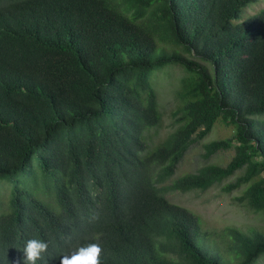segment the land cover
<instances>
[{
  "label": "trees",
  "instance_id": "16d2710c",
  "mask_svg": "<svg viewBox=\"0 0 264 264\" xmlns=\"http://www.w3.org/2000/svg\"><path fill=\"white\" fill-rule=\"evenodd\" d=\"M264 0H0V264L32 238L48 264L99 243L102 264H256L264 231L212 234L171 192L223 185L264 219ZM185 71L176 128L162 121L154 73ZM204 159L175 177L187 152ZM33 184V186H32ZM36 264H42L38 260Z\"/></svg>",
  "mask_w": 264,
  "mask_h": 264
},
{
  "label": "rangeland",
  "instance_id": "374dc122",
  "mask_svg": "<svg viewBox=\"0 0 264 264\" xmlns=\"http://www.w3.org/2000/svg\"><path fill=\"white\" fill-rule=\"evenodd\" d=\"M261 8H264L263 3L253 5L249 7L248 13L254 14ZM184 75L183 67L175 64H169L154 73L153 85L159 95L162 121L158 127L147 134L150 137L149 143L151 146L157 145L176 128L175 118L173 117V113L179 105L176 92L180 88L181 79ZM232 135L233 133L228 128L216 127L204 140L191 147L180 163L175 177L195 172L206 163L226 166L235 154L234 149L220 152L209 160H205L203 144L228 138ZM237 175L225 181L223 185L233 182ZM223 185H215L205 192H171L168 194V198L173 203L190 209L199 218L201 227L212 234L221 233L223 229L230 226L246 232L251 229L264 231V219L248 209L240 207L234 200L239 192L225 193L222 190ZM10 192L11 186L7 182L0 181V197L3 206L7 204ZM256 264H264V257Z\"/></svg>",
  "mask_w": 264,
  "mask_h": 264
},
{
  "label": "clouds",
  "instance_id": "9594fccd",
  "mask_svg": "<svg viewBox=\"0 0 264 264\" xmlns=\"http://www.w3.org/2000/svg\"><path fill=\"white\" fill-rule=\"evenodd\" d=\"M48 247L49 242L46 240L36 238L27 240L23 249V264H36L38 260L42 261V264H48L42 255L47 252ZM101 253L99 243H90L63 253L59 264H102ZM17 264H20V261H17Z\"/></svg>",
  "mask_w": 264,
  "mask_h": 264
}]
</instances>
